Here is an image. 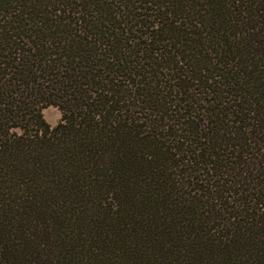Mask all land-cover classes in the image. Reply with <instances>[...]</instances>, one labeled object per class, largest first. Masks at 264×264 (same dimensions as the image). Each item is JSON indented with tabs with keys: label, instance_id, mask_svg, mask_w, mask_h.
I'll list each match as a JSON object with an SVG mask.
<instances>
[{
	"label": "trees",
	"instance_id": "16d2710c",
	"mask_svg": "<svg viewBox=\"0 0 264 264\" xmlns=\"http://www.w3.org/2000/svg\"><path fill=\"white\" fill-rule=\"evenodd\" d=\"M0 264H264V0H0Z\"/></svg>",
	"mask_w": 264,
	"mask_h": 264
},
{
	"label": "rangeland",
	"instance_id": "374dc122",
	"mask_svg": "<svg viewBox=\"0 0 264 264\" xmlns=\"http://www.w3.org/2000/svg\"><path fill=\"white\" fill-rule=\"evenodd\" d=\"M43 117L45 121L51 126L54 127L59 119H60V112L55 107H48L42 111Z\"/></svg>",
	"mask_w": 264,
	"mask_h": 264
}]
</instances>
